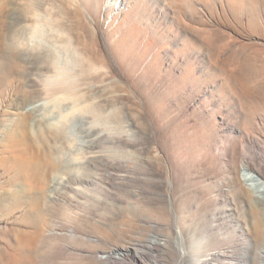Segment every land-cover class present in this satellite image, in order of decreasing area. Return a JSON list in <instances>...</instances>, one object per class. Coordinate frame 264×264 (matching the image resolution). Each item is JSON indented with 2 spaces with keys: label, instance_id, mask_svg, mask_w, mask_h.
Masks as SVG:
<instances>
[{
  "label": "rangeland",
  "instance_id": "1",
  "mask_svg": "<svg viewBox=\"0 0 264 264\" xmlns=\"http://www.w3.org/2000/svg\"><path fill=\"white\" fill-rule=\"evenodd\" d=\"M246 170L264 0H0V264H180L175 240L132 248L175 227L191 264H251Z\"/></svg>",
  "mask_w": 264,
  "mask_h": 264
},
{
  "label": "bare ground",
  "instance_id": "2",
  "mask_svg": "<svg viewBox=\"0 0 264 264\" xmlns=\"http://www.w3.org/2000/svg\"><path fill=\"white\" fill-rule=\"evenodd\" d=\"M112 1L109 2V6H112ZM70 37V36H69ZM67 38V37H66ZM74 45V44H73ZM61 80L64 79H60L59 82ZM49 94H46L47 98ZM73 97L71 95H64V94H59L56 95L54 98L52 96V98L50 100H44V103L42 105V107L47 106L48 104H50L52 101H58V102H62L68 99H72ZM88 103V100L83 101V103H81L82 105H86ZM79 106V105H78ZM65 139L68 141V143H70V140L72 139L71 137H69L68 132H66L65 134ZM64 139V140H65ZM71 144V143H70ZM72 146V145H71ZM81 152V151H80ZM57 161V159H56ZM55 161V163H57ZM60 162V161H59ZM58 162V163H59ZM52 163V162H51ZM53 167L55 168L56 165L53 164ZM58 167H60V165H58ZM248 171V170H246ZM88 177V176H87ZM72 178V176H71ZM75 178V177H74ZM69 179V178H68ZM72 181V180H71ZM77 184H85L90 182L89 179H81V180H76ZM70 183V182H69ZM243 185L245 187H248L250 190L256 189L259 192H264V180L261 179H257L255 178V176H253L249 171L247 174L244 175L243 177ZM66 186V185H65ZM69 186V185H68ZM68 188V187H67ZM72 188V187H71ZM257 193V192H256ZM260 195V194H259ZM262 195V194H261ZM257 196V195H256ZM259 197V196H258ZM155 228H157L155 226ZM175 230L171 233H169L168 236H156L154 234V232L156 230H153L152 233H150V235L148 236L147 240L144 238L138 237L136 240H134V244L133 247L136 252H140V250H143L145 248H147V251L150 252H154V250L159 249L160 247H169L170 241L172 242L173 240L176 241V244L178 245V250H179V259H180V264L186 263L187 261L189 262V264H191V262L189 261L190 255L188 254L187 248L185 246V242H187L185 240V236H187L181 228L179 227H175ZM247 235H249L253 242H254V249H253V256H249V259L251 260V264H264V215H260L259 217L255 218L254 221V228L253 230H248L246 232ZM139 236V235H138ZM136 237V236H135ZM185 242H184V241ZM163 241V244L161 243ZM174 241V242H175ZM253 246V245H252ZM145 247V248H144ZM194 248V247H193ZM126 249H129L126 248ZM169 249V248H168ZM167 250V249H166ZM246 251V250H245ZM143 252H141L143 254ZM247 252V251H246ZM250 253V252H249ZM187 254V255H186ZM214 254V253H213ZM212 254V255H213ZM230 255V252L228 253ZM251 254V253H250ZM153 255V254H152ZM187 256L184 258V256ZM215 255V254H214ZM154 256V255H153ZM152 256V257H153ZM206 255L203 254L201 256H198V258H194L192 257L191 260L193 261V264L198 263L199 261L202 262H207L208 260H206L207 258L205 257ZM243 258L246 259V257H248L246 254H242ZM103 257V256H102ZM155 258V257H154ZM249 263V262H248ZM247 263V264H248Z\"/></svg>",
  "mask_w": 264,
  "mask_h": 264
}]
</instances>
